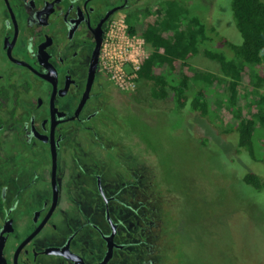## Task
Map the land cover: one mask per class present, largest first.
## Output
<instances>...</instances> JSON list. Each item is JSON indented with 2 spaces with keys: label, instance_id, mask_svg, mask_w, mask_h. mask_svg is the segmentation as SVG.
<instances>
[{
  "label": "flooded vegetation",
  "instance_id": "obj_1",
  "mask_svg": "<svg viewBox=\"0 0 264 264\" xmlns=\"http://www.w3.org/2000/svg\"><path fill=\"white\" fill-rule=\"evenodd\" d=\"M149 1L0 0V264H168L149 196L169 178L115 139L144 99L101 62Z\"/></svg>",
  "mask_w": 264,
  "mask_h": 264
},
{
  "label": "rangeland",
  "instance_id": "obj_2",
  "mask_svg": "<svg viewBox=\"0 0 264 264\" xmlns=\"http://www.w3.org/2000/svg\"><path fill=\"white\" fill-rule=\"evenodd\" d=\"M164 1L150 0L147 6ZM184 1L186 16H198L216 27V34L208 32L209 36L241 42L230 0ZM190 64L200 75L211 72L222 79L210 86L198 77L209 114L201 116L189 106L176 108L170 99L152 98L147 82L138 88L144 99V122L129 117L131 128L123 126L115 139L121 147L129 144L130 160L140 157L148 177L155 173L161 183L169 178L160 189L157 181L158 190L149 196L162 214L163 252L172 254L168 264H264V188L257 191L241 177L246 172L264 176V129L255 141L256 156L262 160L254 161L237 150L232 126L238 109L225 99L229 77L201 53ZM252 82L238 85L236 102L237 107H249V112L257 99Z\"/></svg>",
  "mask_w": 264,
  "mask_h": 264
},
{
  "label": "trees",
  "instance_id": "obj_3",
  "mask_svg": "<svg viewBox=\"0 0 264 264\" xmlns=\"http://www.w3.org/2000/svg\"><path fill=\"white\" fill-rule=\"evenodd\" d=\"M184 3V0H165L161 5L147 6L137 22L126 17L129 34L142 36L150 49L137 72L138 88L150 82L152 98L170 99L178 109L189 106L201 116L208 115V101L198 77L202 76V81L210 86L222 79L211 72L198 74L190 59L201 53L214 60L221 73L229 77L225 80L229 89L225 99L238 109L234 114L237 123L232 126L237 150L254 161L262 160L256 156L255 141L258 143L257 137L264 129V90H258L264 88V0H230L232 17L241 35L239 43L223 35L217 41L209 36L208 32L216 34V27L212 23L207 25L198 16H186ZM250 81L257 95L252 100V112L247 110L249 107L242 109L236 104L238 85ZM192 85H195L193 90ZM241 177L257 191L264 188V176L246 172Z\"/></svg>",
  "mask_w": 264,
  "mask_h": 264
},
{
  "label": "built area",
  "instance_id": "obj_4",
  "mask_svg": "<svg viewBox=\"0 0 264 264\" xmlns=\"http://www.w3.org/2000/svg\"><path fill=\"white\" fill-rule=\"evenodd\" d=\"M148 44L137 34H129L128 23L117 17L111 23L102 50V66L122 90L133 89L141 62L148 56Z\"/></svg>",
  "mask_w": 264,
  "mask_h": 264
}]
</instances>
